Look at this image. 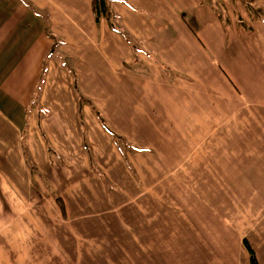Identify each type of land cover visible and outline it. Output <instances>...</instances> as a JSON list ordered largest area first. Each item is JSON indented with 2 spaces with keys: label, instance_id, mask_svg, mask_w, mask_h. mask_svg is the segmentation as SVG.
Returning <instances> with one entry per match:
<instances>
[{
  "label": "crops",
  "instance_id": "0c3cea01",
  "mask_svg": "<svg viewBox=\"0 0 264 264\" xmlns=\"http://www.w3.org/2000/svg\"><path fill=\"white\" fill-rule=\"evenodd\" d=\"M206 1L0 0V264H264V17Z\"/></svg>",
  "mask_w": 264,
  "mask_h": 264
},
{
  "label": "trees",
  "instance_id": "16d2710c",
  "mask_svg": "<svg viewBox=\"0 0 264 264\" xmlns=\"http://www.w3.org/2000/svg\"><path fill=\"white\" fill-rule=\"evenodd\" d=\"M215 2V5L212 6V10L214 11V13L216 14V16L224 21V22H228V18L227 17H224L221 13L222 9V5L223 3L221 2V0H207L206 2L211 4V2ZM245 6H249L251 11L252 12L251 14L253 15H257L258 14H261L263 17H264V11L263 10H258L255 8L253 2L255 0H251V1H248V2H245L244 0H241ZM253 9V10H252ZM256 10V11H255ZM92 12L94 14V17H95V20L96 22H99L100 19H105L107 22H108V25L110 27V29L120 35H122L126 41L132 46L134 47V42L133 40L131 39V36L125 31L124 28H122V26L120 25V19L117 15H115L114 13H112L109 9V6L107 4V0H92ZM258 13V14H257ZM252 19H256L255 17L252 16ZM52 39H54V44L51 48V51L49 52L48 56L45 58L44 60V63H43V67H42V71H41V74H40V78H39V81H38V85H37V88H36V92H35V96H34V99L32 100L31 104H30V107H33L36 102H35V97H37L38 93L40 92L41 88H42V85H43V82H44V78H45V74H46V71H47V61L49 59V57L51 56H57L59 58H61L63 60V67L68 70L71 74H73V77H74V91H75V94H76V98L78 100V103H81L83 101H86L82 94L80 93V91L78 90L77 88V80H76V76L74 74V72L72 71V69L69 67L68 63L66 62L65 58L62 57L60 54H58L56 51H57V48L59 47V44L60 42H58L54 37L51 36ZM134 50L136 51V49L134 48ZM103 128L106 132H108L110 135H113L116 142H120V143H125V140L114 134L113 132H111V130H109L105 125H103ZM60 203V202H59ZM244 245H245V248L248 252V256H249V263L250 264H259L258 263V260L254 254V251L252 250L251 246L246 242L244 241Z\"/></svg>",
  "mask_w": 264,
  "mask_h": 264
}]
</instances>
